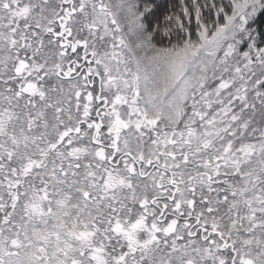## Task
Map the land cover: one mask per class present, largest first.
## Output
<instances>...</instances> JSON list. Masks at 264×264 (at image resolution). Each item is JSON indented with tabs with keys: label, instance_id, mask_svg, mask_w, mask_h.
I'll return each instance as SVG.
<instances>
[{
	"label": "snow or ice",
	"instance_id": "1",
	"mask_svg": "<svg viewBox=\"0 0 264 264\" xmlns=\"http://www.w3.org/2000/svg\"><path fill=\"white\" fill-rule=\"evenodd\" d=\"M264 0H0V264H264Z\"/></svg>",
	"mask_w": 264,
	"mask_h": 264
},
{
	"label": "trees",
	"instance_id": "2",
	"mask_svg": "<svg viewBox=\"0 0 264 264\" xmlns=\"http://www.w3.org/2000/svg\"><path fill=\"white\" fill-rule=\"evenodd\" d=\"M257 23L261 28H264V16L259 17Z\"/></svg>",
	"mask_w": 264,
	"mask_h": 264
}]
</instances>
